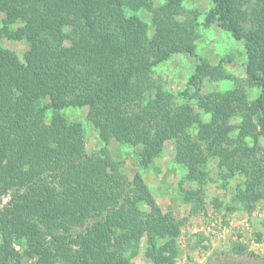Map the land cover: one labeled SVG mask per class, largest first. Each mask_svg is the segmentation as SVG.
<instances>
[{
	"label": "trees",
	"instance_id": "16d2710c",
	"mask_svg": "<svg viewBox=\"0 0 264 264\" xmlns=\"http://www.w3.org/2000/svg\"><path fill=\"white\" fill-rule=\"evenodd\" d=\"M211 1L204 24L243 42L245 77L199 58L176 95L151 70L196 53L197 23L178 17L182 0L151 8L153 32L129 12L145 0H0V264H137L144 236L153 264H177L183 220L160 208L139 171L119 176L109 150L118 135L139 147L141 167L174 139L197 191L214 180L216 160L224 184L242 177L233 200L249 213L264 198V0ZM3 37L28 41L23 59ZM206 78L234 85L204 91ZM84 106L104 142L93 153L84 123L66 114ZM232 251L260 257L241 243Z\"/></svg>",
	"mask_w": 264,
	"mask_h": 264
},
{
	"label": "rangeland",
	"instance_id": "374dc122",
	"mask_svg": "<svg viewBox=\"0 0 264 264\" xmlns=\"http://www.w3.org/2000/svg\"><path fill=\"white\" fill-rule=\"evenodd\" d=\"M168 0H145L137 11H129L140 16L153 32V12L151 8L164 5ZM180 19L185 17L196 21L199 37L196 40V53L173 54L151 70L154 80L160 82L171 93L178 95L187 84L199 62L205 58L213 64L220 61L224 70L239 77H245L246 54L243 42L235 39L229 31L216 23L204 24L206 13L213 3L211 0H182ZM130 10L127 7V11ZM5 13L0 11V26L4 24ZM5 48L15 51L23 59L29 48L27 40H13L3 37ZM234 83L230 80H204L203 90L231 89ZM259 88H248L249 98L259 94ZM192 103L195 105V102ZM198 111V107L195 105ZM88 107H70L66 109L69 119L81 120L84 123L85 150L97 152L104 145L98 129L87 119ZM204 121L208 114L202 112ZM234 122L239 119H234ZM196 128L193 131L196 132ZM122 136V137H121ZM264 142V140H262ZM109 150L113 159L121 162L119 176L132 179L140 172L158 205L164 212H170L183 220L181 234L177 238V264H215L218 261L233 264H264V198L249 213L242 205L233 200L235 185L242 181L236 176L224 184L217 178L216 160H212L207 169L214 179L206 183L200 191L199 184L187 180V171L175 161V140L165 143L163 153L147 167L140 166L139 147L125 141L124 135L111 139ZM197 191L190 200H184L187 191ZM221 202V203H220ZM260 234V235H258ZM241 243L249 251L260 257L251 258L236 254L232 245ZM20 249V244H16ZM146 237L142 238L139 253L133 257L137 264H153L145 255Z\"/></svg>",
	"mask_w": 264,
	"mask_h": 264
}]
</instances>
